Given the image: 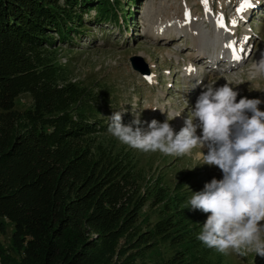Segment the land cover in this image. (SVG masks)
<instances>
[{
    "label": "trees",
    "instance_id": "1",
    "mask_svg": "<svg viewBox=\"0 0 264 264\" xmlns=\"http://www.w3.org/2000/svg\"><path fill=\"white\" fill-rule=\"evenodd\" d=\"M113 8L109 0H0V219L25 250L6 260L138 264L161 240L178 246L164 264H226L196 238L199 215L158 179L143 188L132 155L96 143L109 125L96 104L109 96L69 80L57 60L59 46L88 30L85 14L117 20ZM22 94L30 95L27 109L16 107ZM147 202L163 205L164 214L142 231L137 221ZM3 250L0 244V256Z\"/></svg>",
    "mask_w": 264,
    "mask_h": 264
},
{
    "label": "rangeland",
    "instance_id": "2",
    "mask_svg": "<svg viewBox=\"0 0 264 264\" xmlns=\"http://www.w3.org/2000/svg\"><path fill=\"white\" fill-rule=\"evenodd\" d=\"M109 1L114 5L113 10L110 11L114 16L117 15V20L108 18L101 23L95 18V10H92L84 15V25L88 30L82 32L79 37V34L74 35L76 44H63L57 49V60L69 80L89 87L97 95L109 96L108 104L102 102L96 104L100 117L108 120L114 111H124L123 123L128 125L135 118L132 113V105H134L138 112L144 109L140 117L142 121L150 122L156 119L164 122L167 114L159 109L164 110L165 106L166 109L179 111V121L174 119L170 122L178 132L184 126L190 106H195L201 91L196 89L194 94L187 93L188 86L195 89L199 83L195 81V76L186 78L183 75L182 70L185 66L194 67L193 60L204 61L211 70L210 74L204 77L206 80L202 85L212 84L216 87L227 83V77L220 71L223 69L220 67L227 68L223 71L233 67L229 64V66H220L215 60L214 51L211 50L215 40L214 19L219 16H225L224 20L228 22L229 29H233V34L236 33L241 37L249 35L247 37L253 38L252 41L248 38L247 48L249 46L252 49L253 45L255 46L254 50L248 48L249 55L254 53L255 59L250 61L246 58L247 61L242 66L246 67L247 71L240 74L237 71L228 76L233 81V83L229 82L230 85L239 93L237 102L245 96L264 101V73H255L250 68L261 54H264V0H256L260 4L259 10L257 3L252 0L254 6L245 8L244 14H240L242 20L235 23L233 21L238 15V8L245 0H208L207 10L202 0H120L121 3H117V0ZM189 9L193 11L190 12V19L185 15L190 11ZM253 13L255 14L251 15ZM207 16L212 19H207ZM189 20H193L200 28L197 29L195 25L190 27ZM245 22L250 25H245ZM242 24L250 26L252 32L243 30ZM184 32L185 35L178 38V34ZM202 36L205 38L200 41ZM228 36L225 37L229 38ZM225 37L221 39L222 44L226 43ZM186 48L188 51L185 50ZM200 49L205 52L204 55L198 53ZM189 51H192L193 55ZM135 56L141 58L139 63L147 67L149 74L143 75L134 69L131 58ZM235 63L237 64L238 61L236 60ZM201 67L205 68L203 65ZM214 68L215 70L212 71ZM194 71L196 76H201L198 74V68ZM174 76L177 81L180 80L179 84H174ZM148 77L151 79L149 80ZM169 84L174 86L171 87ZM184 89L187 91L184 92ZM30 104L31 98L28 94H22L16 100V107L21 109L29 108ZM259 107L264 110V104ZM171 113L173 114L174 111ZM96 143H103L105 147L112 148L119 155L126 156L128 153L132 155L137 162V178L143 188L154 185L155 180L158 179L159 185L169 189L175 201L181 205L186 203L192 192L202 190L205 183L210 182L213 177L222 179L218 167L203 164V149L199 145L190 153L175 156L159 151L145 153L132 149L108 132L99 135ZM182 195H185L184 201L180 200ZM176 197H179V200ZM162 208L163 205H158L155 209L154 205L147 202L140 212L137 227L141 226L142 231L148 230L159 216L164 214L160 210ZM194 213L199 215L197 221H206L208 214L199 210ZM133 230L132 227L128 236L135 242L138 237H132ZM93 235L88 233L86 237ZM120 242L124 243V237ZM0 244L4 249V253L0 256V264L11 263L6 257L20 260L25 256L24 247L13 238V226L1 219ZM177 249L178 246L159 240L153 248L146 251L143 259L138 257L136 261L138 264H164L163 261L173 256ZM242 252L244 254L229 250L228 254H221L226 264H264V257L244 249ZM126 256L127 253H123L115 256L114 260H123Z\"/></svg>",
    "mask_w": 264,
    "mask_h": 264
},
{
    "label": "clouds",
    "instance_id": "3",
    "mask_svg": "<svg viewBox=\"0 0 264 264\" xmlns=\"http://www.w3.org/2000/svg\"><path fill=\"white\" fill-rule=\"evenodd\" d=\"M253 69L264 73V54ZM238 95L228 81L202 85L178 132L170 122L179 115L159 109L167 114L164 122L142 121L144 109L138 112L134 105L131 123L125 125L124 111L117 110L108 117L107 131L145 153L183 156L201 146L203 164L218 167L222 179L213 177L186 201L188 209L208 214L196 238L222 254H244V249L264 257V110L259 107L264 101L245 96L237 102Z\"/></svg>",
    "mask_w": 264,
    "mask_h": 264
},
{
    "label": "bare ground",
    "instance_id": "4",
    "mask_svg": "<svg viewBox=\"0 0 264 264\" xmlns=\"http://www.w3.org/2000/svg\"><path fill=\"white\" fill-rule=\"evenodd\" d=\"M244 5H245V2H242L241 3V5L239 6V8L238 9H241L242 7H244ZM238 13V15L236 16V20L234 19V21L235 22H238V21H241L242 19L240 18V17H242V16H240V14L242 13V15L244 14L243 12H241V11H238L237 12ZM224 15H226V14H224ZM224 17L225 16H219V17H216L215 19H214V22L216 23V28L215 27H213V33L215 34V33H219V34H224V36H227V35H229L228 37L229 38H233V40H229L228 42L226 41V43H223L222 44V42H221V39H222V37H219L218 38V36H217V38H215V40L216 39H220V40H218V42H216L215 40H214V44H216L218 47H220V46H223V47H227L226 45H228V44H230V43H233V41H235L236 40V50H238V51H240L241 49H243V51H240V56L241 57H244V53L246 52V51H248V48H247V45H248V37L247 36H249V35H244V37L242 36L241 37V35L240 36H238V35H235V34H233V29L231 28V29H228V30H225V29H223V27H221L220 26V24H221V18H223V21H224ZM207 19H212V18H210L209 16H207ZM188 25H190V27H192L193 25H195L196 27H197V29L198 28H200L199 27V25L197 26V23H195L193 20H189L188 21ZM242 26H243V24H242ZM226 28H228L229 26H225ZM243 28V30L245 29L246 31L248 30V31H250L251 30V28L250 27H247V26H243L242 27ZM183 31H185L184 30V28H181ZM204 34V33H203ZM219 34H217V35H219ZM185 35V32L183 33V34H178V38H181L182 36H184ZM205 37H201V40L200 41H203V39H204ZM264 42V41H263ZM228 49H229V47H227ZM226 52H227V50L225 51V54H226ZM189 53L191 54V55H193V52L192 51H189ZM198 53L200 54V55H204L205 54V52L202 50V49H200L199 51H198ZM250 53V52H249ZM249 53H247V55H246V57H245V59L246 58H249V60L250 61H253L254 59H255V55H254V53H252L251 55H249ZM225 54L222 52V51H217V52H214V56H215V60L220 64V65H231V66H233L234 67V65H236V63H235V61L233 60V62L232 63H228V61L231 59V54H228V56H226L225 57ZM250 56V57H249ZM226 58V59H225ZM219 59V60H218ZM224 60H226V62H224ZM225 63V64H224ZM256 63V62H255ZM194 65V64H193ZM202 66V65H201ZM197 67V66H196ZM191 68V65H186L185 66V68H184V70H182L183 71V75L186 77V78H192V77H194V76H196L195 75V71H189V69ZM223 69H227V68H225V67H222ZM251 69H252V71H254V69H253V65L250 67ZM203 68L202 67H198V71L199 70H202ZM177 70H179V69H177ZM181 70H179V71H181ZM177 95V94H176Z\"/></svg>",
    "mask_w": 264,
    "mask_h": 264
},
{
    "label": "snow or ice",
    "instance_id": "5",
    "mask_svg": "<svg viewBox=\"0 0 264 264\" xmlns=\"http://www.w3.org/2000/svg\"><path fill=\"white\" fill-rule=\"evenodd\" d=\"M202 3L205 5L206 7V10H207V6H208V0H202ZM254 5L252 4V0H245V5L244 7H242L241 9H239V11L243 12L245 10V8H250V7H253ZM185 15L190 19L191 18V13L190 12H186ZM233 23H235V21H233ZM221 27H224V24H223V18H221V24H220ZM227 47L231 48L233 50V53H234V59L236 60H240L241 59V56L240 55H236L235 52H236V47H235V43H230L228 45H226ZM240 51H243V49H241ZM189 71H194V69H189ZM148 79L150 80L151 77H148Z\"/></svg>",
    "mask_w": 264,
    "mask_h": 264
},
{
    "label": "water",
    "instance_id": "6",
    "mask_svg": "<svg viewBox=\"0 0 264 264\" xmlns=\"http://www.w3.org/2000/svg\"><path fill=\"white\" fill-rule=\"evenodd\" d=\"M139 60H141V58L138 56L131 58V63H132V66L134 67V69H136L137 71H139L143 75L149 74V70L147 69V67L145 65L143 66V64L139 63Z\"/></svg>",
    "mask_w": 264,
    "mask_h": 264
}]
</instances>
